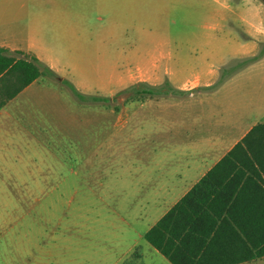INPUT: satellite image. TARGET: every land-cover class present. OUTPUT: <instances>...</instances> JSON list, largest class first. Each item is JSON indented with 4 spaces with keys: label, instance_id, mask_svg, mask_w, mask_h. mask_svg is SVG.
Listing matches in <instances>:
<instances>
[{
    "label": "rangeland",
    "instance_id": "obj_1",
    "mask_svg": "<svg viewBox=\"0 0 264 264\" xmlns=\"http://www.w3.org/2000/svg\"><path fill=\"white\" fill-rule=\"evenodd\" d=\"M67 1L78 7V17L90 18L94 46L105 29L118 36L120 70L114 74L94 57L87 73H77V81L84 75L90 83H102L86 96L109 98L108 103L82 102L68 86L44 84L57 89L55 110L40 118L43 132L8 138L0 149V264H171L145 234L190 181L184 178L193 160L187 154L197 140L199 99L207 94L200 84H216L222 68L259 54L264 2L236 0L239 36L254 45L252 53L200 73V54L192 48L210 33L205 30L213 2ZM161 51L181 57L158 61L152 70L133 65L139 54ZM261 60L224 84H264V66L252 68ZM122 76L124 87L112 88ZM166 82L194 92L131 99L134 86Z\"/></svg>",
    "mask_w": 264,
    "mask_h": 264
},
{
    "label": "crops",
    "instance_id": "obj_2",
    "mask_svg": "<svg viewBox=\"0 0 264 264\" xmlns=\"http://www.w3.org/2000/svg\"><path fill=\"white\" fill-rule=\"evenodd\" d=\"M208 1L215 5L210 17L212 23L205 30L210 33L200 37V43L192 48V51L200 54V73L214 72L227 61L249 55L255 49L251 42L240 39L238 29L241 28V17L237 12V1ZM76 9L78 7L67 0H0V48L36 57L58 76L57 81L46 77L38 79L0 107L1 150L9 144L8 138L43 132L44 125L40 118L55 110L53 92L57 89L44 84H61L64 87L68 81L84 95L92 89L99 90L102 88L101 82L90 83L84 75L79 81L76 79L77 73H87L93 66L94 57L101 67H109L114 74L119 72V58L123 57V51L119 54L118 36L109 35V30L105 29V34L97 41L100 45L94 46L90 18L86 14V17H78ZM110 33H115V29L112 28ZM110 47L112 53H109ZM177 56H180L178 52L171 51H161L147 57L139 54L133 65L140 70H152L156 62L159 61L160 65L170 61L173 63V58ZM258 66H264V59L252 68ZM124 84L122 76V79L117 78L112 82V88L124 87ZM213 85L200 84V91L207 94L200 96L196 111L197 140L187 154L193 160L187 164L184 178L190 181L179 194L177 203L242 143L255 127L264 125V84H223L218 89L210 90ZM66 101L70 102L68 99ZM245 148L260 154L264 142L257 136ZM236 166L232 169H236L234 172L222 170L231 174L223 180L222 185L228 186L231 193L239 191L246 183L250 187L247 190L250 194L245 195L247 199H264V171H261L259 163L252 160L245 165L236 163ZM239 168L245 171L243 180H238ZM242 182L244 184H240ZM262 260L264 258L244 264Z\"/></svg>",
    "mask_w": 264,
    "mask_h": 264
},
{
    "label": "trees",
    "instance_id": "obj_3",
    "mask_svg": "<svg viewBox=\"0 0 264 264\" xmlns=\"http://www.w3.org/2000/svg\"><path fill=\"white\" fill-rule=\"evenodd\" d=\"M263 57L264 44L257 56L222 68L218 82L209 89H218L240 70ZM42 77L58 78L36 57L0 48V107ZM66 85L82 102H110L109 98L88 97L68 81ZM132 92L131 99L145 100L185 96L194 90H178L171 82H166L162 86L142 83L134 86ZM257 136L264 142V125L255 127L242 143L145 234V240L151 247L171 264H244L264 258V199H247L245 195L250 194L247 191L250 187L246 183H240L244 185L239 191L231 193L228 186L222 185L223 180L230 177L229 171L237 168L236 163L245 165L255 160L264 171V148L260 154L245 148ZM237 170L238 180H243L245 171Z\"/></svg>",
    "mask_w": 264,
    "mask_h": 264
},
{
    "label": "water",
    "instance_id": "obj_4",
    "mask_svg": "<svg viewBox=\"0 0 264 264\" xmlns=\"http://www.w3.org/2000/svg\"><path fill=\"white\" fill-rule=\"evenodd\" d=\"M263 2H264V0H263Z\"/></svg>",
    "mask_w": 264,
    "mask_h": 264
}]
</instances>
